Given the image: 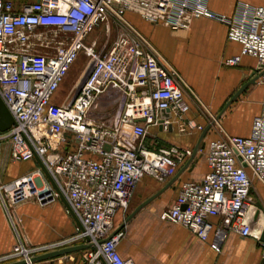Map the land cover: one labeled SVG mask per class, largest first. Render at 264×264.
<instances>
[{
    "label": "built area",
    "instance_id": "2783aa9c",
    "mask_svg": "<svg viewBox=\"0 0 264 264\" xmlns=\"http://www.w3.org/2000/svg\"><path fill=\"white\" fill-rule=\"evenodd\" d=\"M126 12L170 29L188 28L199 17L222 22L227 39L240 44V53L223 64L235 66L249 55L264 67V4L243 3L227 16L209 9L207 0H0V98L14 121L0 131V154L7 144L13 162L37 156L80 223L70 236L44 244L25 245L18 237L0 264H32V256L80 244L86 247L53 260L134 264L118 251L124 231L115 225L116 213L127 210L142 177L166 180L190 158L191 148L146 142L152 127L166 131L172 117L180 133L203 130L185 117L190 107L185 96L199 111L205 108L179 72L126 19ZM113 24L124 30L109 42ZM100 25L104 39H90ZM81 54L84 69L69 96L52 102ZM166 109L170 117L161 115ZM215 118L208 114V129L218 135L206 144V173L182 181L159 218L202 241L211 235L209 246L219 251L230 232L253 234L252 180L264 183V109L253 118L248 137L225 133ZM32 196L40 204L59 198L38 163L0 181V203L8 215L7 202Z\"/></svg>",
    "mask_w": 264,
    "mask_h": 264
},
{
    "label": "crops",
    "instance_id": "0c3cea01",
    "mask_svg": "<svg viewBox=\"0 0 264 264\" xmlns=\"http://www.w3.org/2000/svg\"><path fill=\"white\" fill-rule=\"evenodd\" d=\"M243 3L259 6L264 4V0H207L209 9L227 16H233ZM125 17L179 72L204 106L205 110L199 111L193 100L185 96L190 105L185 113L186 118L194 119L204 129L208 125V114H214L225 133L249 136L253 118L260 115L264 109V76L248 86L218 116L225 103L239 86L250 78L251 73L262 69L256 58L249 55H242L235 66L223 64L226 58L240 53V44L227 39L224 23L199 17L193 19L188 28L170 29L161 24H151L131 12H126ZM122 30L124 29H117V34ZM90 34H100V31L95 30ZM92 38L94 37L90 39ZM171 120L172 125L166 131L161 130L159 126L150 129L151 144L162 146L159 144L165 142L166 145L174 144L193 149L202 130L180 133L176 127V118L172 117ZM217 135L215 129H207L201 141V144L204 143L201 154L197 153L195 160L192 159L175 178L173 175L160 181L144 176L139 180L127 210H119L115 215V225L119 227L123 224L124 234L117 245L123 258L131 259L134 264L262 263L264 243L258 236L264 224L263 182L252 180L253 202L257 201L262 206V211L252 228L253 234L241 237L230 232L221 242L219 251L209 246L211 235L206 241H202L187 228L159 218V213L173 202L182 181L199 180L204 176L207 171L206 144ZM185 164H182L177 172ZM36 165V160L11 161L8 145L5 144L0 154V181L8 182L31 171ZM172 178L173 181L165 190L125 221L137 204L154 194ZM66 205L60 198L45 204H40L32 198L19 201L13 204L12 208L8 206V215L0 203V256L12 249L18 237L25 245H39L73 234L77 225ZM253 213L254 209L252 215ZM210 220L217 222L216 217ZM53 264L81 263L79 260H53Z\"/></svg>",
    "mask_w": 264,
    "mask_h": 264
},
{
    "label": "water",
    "instance_id": "95a60500",
    "mask_svg": "<svg viewBox=\"0 0 264 264\" xmlns=\"http://www.w3.org/2000/svg\"><path fill=\"white\" fill-rule=\"evenodd\" d=\"M264 76V67L258 71L255 72L253 71L250 75V78L248 80H246L245 82H243L239 88L232 94V96L229 98V100L225 103V105L223 106V108L221 109V111L219 112L218 116L225 110V108L232 102L234 101L248 86L253 85L257 82V80ZM161 115L162 116H167L170 117V111L169 110H161ZM14 123L13 118L11 116V114L9 113L7 107L5 106L4 102L2 101V99L0 98V131H4L6 129H8L12 124ZM209 124L201 131L193 149H192V154L190 156V158L188 159L187 163L175 174L174 178L184 169V167L194 158L197 149L199 146H201V141L202 138L205 134V132L207 131V129L209 128ZM35 160L38 163L39 167L41 168V170L43 171L44 175L46 176V178L48 179L49 183L51 184V186L53 188H55L59 194V198L67 203V210L70 213V215L73 217V219L75 220V223L78 227H80V223L77 219V217L75 216V214L73 213V211L71 210L66 198L64 197V195L58 191L52 177L50 176V174L48 173V171L46 170V168L44 167V165L42 164L41 160L35 156ZM173 181L170 180L169 182H167L164 186H162L158 191H156L154 194H152L151 196H149L148 198H146L145 200L141 201L139 204H137L134 209L128 214V216L126 217L125 221L128 220L132 215H134L142 206H144L145 204H147L148 202H150L151 200H153L157 195H159L163 190H165ZM253 209H254V213L252 216V221H251V226L253 228L257 217L259 215V213L262 211V206L259 202H253ZM123 225V224H122ZM122 225H120L118 228L122 227ZM259 240L261 242L264 243V224L260 230L259 233ZM86 245L84 244H80V245H73V246H67L61 249H57V250H53V251H49L46 253H42L36 256H32L29 260L30 263L32 264H53V259L61 256L63 254H67V253H71L80 249L85 248ZM5 264H27L25 260H17V261H12V262H7ZM261 264H264V260L262 261Z\"/></svg>",
    "mask_w": 264,
    "mask_h": 264
},
{
    "label": "rangeland",
    "instance_id": "374dc122",
    "mask_svg": "<svg viewBox=\"0 0 264 264\" xmlns=\"http://www.w3.org/2000/svg\"><path fill=\"white\" fill-rule=\"evenodd\" d=\"M117 29L121 30L122 28H121V26H119L117 24H113L112 28H111V32L109 34V42L112 41L117 36ZM95 30L100 31V34H90V38L91 37H97V39L99 41H102V39H104V37L106 36L103 25L95 28L93 31H95ZM84 61H85V57L81 54L78 56V58L75 60V62H73L71 64L68 72L66 73V75L63 78L62 82L60 83L59 87L53 93V95L51 97L52 102L61 103L69 96L70 89L73 87V85L75 84L76 80L78 79L80 73L84 69ZM151 134L152 133H149L146 137L147 144H151V140H150ZM159 145H166V143L161 142V144H159ZM32 198L36 200V198L34 196L29 197L27 199H32ZM27 199H24V200H27ZM7 204L9 206V208H12L13 205H11L8 202H7Z\"/></svg>",
    "mask_w": 264,
    "mask_h": 264
},
{
    "label": "bare ground",
    "instance_id": "6f19581e",
    "mask_svg": "<svg viewBox=\"0 0 264 264\" xmlns=\"http://www.w3.org/2000/svg\"><path fill=\"white\" fill-rule=\"evenodd\" d=\"M216 119V118H215Z\"/></svg>",
    "mask_w": 264,
    "mask_h": 264
}]
</instances>
